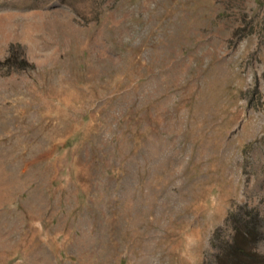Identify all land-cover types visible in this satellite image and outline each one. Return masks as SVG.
<instances>
[{
	"label": "rangeland",
	"instance_id": "1",
	"mask_svg": "<svg viewBox=\"0 0 264 264\" xmlns=\"http://www.w3.org/2000/svg\"><path fill=\"white\" fill-rule=\"evenodd\" d=\"M234 235L264 264V0H0V264Z\"/></svg>",
	"mask_w": 264,
	"mask_h": 264
},
{
	"label": "trees",
	"instance_id": "2",
	"mask_svg": "<svg viewBox=\"0 0 264 264\" xmlns=\"http://www.w3.org/2000/svg\"><path fill=\"white\" fill-rule=\"evenodd\" d=\"M245 221L248 222L249 219H246ZM245 242H246L245 237H243L242 235L240 236L239 241L235 240V235H234L232 240L230 241L225 240L226 248L224 251L221 250L223 245H221L220 243H211L212 244V247L210 245L211 249L216 250L214 252H210L213 258H216L213 264H253L254 258L252 257V255L254 254V252L250 251V249L246 247ZM220 254H222L224 258L221 259L219 256ZM255 262H258V260L257 261L255 260ZM204 264H209V263L206 260L204 261Z\"/></svg>",
	"mask_w": 264,
	"mask_h": 264
}]
</instances>
